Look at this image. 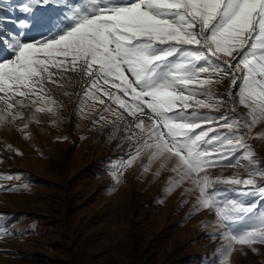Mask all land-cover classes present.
<instances>
[{
  "label": "snow or ice",
  "instance_id": "1",
  "mask_svg": "<svg viewBox=\"0 0 264 264\" xmlns=\"http://www.w3.org/2000/svg\"><path fill=\"white\" fill-rule=\"evenodd\" d=\"M33 3L50 0H27L18 7L29 15L15 20L0 8V124L23 120L25 107L54 112L48 85L87 78L84 101L103 106L101 120L113 115L109 123L122 125L130 146L121 169L146 160L144 171L156 165V176L169 173V193L183 187L195 196V211L216 218L220 264H229L237 245L259 255L264 168L252 167L260 162L247 140L264 123V0H69L28 40ZM221 81L225 95L217 96L211 87ZM225 100L230 112L200 111H216ZM238 106L247 110L243 117L235 115ZM241 159L247 178L209 172ZM217 184L234 186L224 191L244 199L223 195Z\"/></svg>",
  "mask_w": 264,
  "mask_h": 264
},
{
  "label": "rangeland",
  "instance_id": "2",
  "mask_svg": "<svg viewBox=\"0 0 264 264\" xmlns=\"http://www.w3.org/2000/svg\"><path fill=\"white\" fill-rule=\"evenodd\" d=\"M25 1H13L8 9H17V17L29 15L18 7ZM68 2L33 3L36 11L25 38H38L44 31L41 21ZM6 28L14 30V25ZM86 81L66 78L63 86L48 85L56 101L54 112L36 113L35 106L25 107L23 120L0 124V264H220L216 250L223 240L216 238L215 216L207 210L195 211V196L183 194V187L169 193L167 171L159 176L154 173L155 187L147 188L150 174L157 169L152 165L144 171L146 160L138 159L117 173L123 192L112 212L102 215L101 205L92 202L91 191L100 189L103 181L110 184L113 178L112 168L99 164L101 157L107 154L106 161L114 156L127 159L131 149L123 139L122 125L109 123L113 115L105 113L101 120L103 106L84 101ZM226 87L227 82L221 81L211 91L222 96ZM81 108L84 112L79 114ZM231 108V102L225 100L216 111L227 113ZM246 111L238 106L235 115L243 117ZM33 115L35 120L30 121ZM25 123L28 128L21 130ZM262 131L264 123L254 126L247 140L255 153L253 159L260 162L254 168H264V139L258 138ZM81 145H90V150L83 151ZM247 168L248 161L241 159L240 165L209 172L221 179L247 178ZM106 173L110 174L99 177L101 180L90 176ZM132 190L134 194L127 200ZM14 216L18 222L7 232L5 221ZM256 247L259 255L246 247L241 251L237 245L229 264H264V246Z\"/></svg>",
  "mask_w": 264,
  "mask_h": 264
},
{
  "label": "trees",
  "instance_id": "3",
  "mask_svg": "<svg viewBox=\"0 0 264 264\" xmlns=\"http://www.w3.org/2000/svg\"><path fill=\"white\" fill-rule=\"evenodd\" d=\"M13 1H16V0H2V3H0V8L3 9L2 11V15L4 16H12L13 17V20H15V18L17 17L16 15V10H13V7L10 6V8L8 9V4L11 5V3ZM27 2V0L25 1ZM24 2V3H25ZM12 12V13H10ZM22 12V11H20ZM23 16H20V18H23ZM30 30V29H29ZM27 30V32L29 31ZM79 114H81V112H84V108H81L79 110H77ZM202 112V111H201ZM210 113H208L209 115L211 116H214V114L216 113H220L221 111L217 112V111H214V113L212 111H209ZM72 116V115H71ZM73 124V122H71ZM222 132H226L227 129H221ZM95 139L96 138H93L90 142V144H92L91 148H96L97 146H93V143H95ZM82 146V150L87 152L90 150V145H81ZM241 152V150H240ZM111 154V153H110ZM107 154L103 155L101 158L102 160L99 161V164H105V165H108L109 167H111V175L113 176L112 178V181L110 184H107L106 182L103 181V186L99 189V188H94L92 191H91V194L90 196L93 198L92 202H96L98 205H101L100 206V210H102V215L103 214H107V213H110L112 212V210L117 207L119 205V201H120V195H122V187H121V179L117 176V173L121 170V165L125 162V157H120V156H114L111 160H108L106 161L104 158H106ZM111 162V163H110ZM155 172H152L150 174V178L146 184L147 188L149 187H155L154 185V178H155V175H154ZM110 173H106V174H102L101 176H99L98 174H92L90 176L92 177H95L99 180H101L99 177H104V176H108ZM133 180L136 179L135 177L132 178ZM232 186H226V187H223V186H220V185H216L215 186V189L217 190H221L222 194L223 195H226L228 196L229 198H235V199H244V197L240 196L238 192H233V191H224L226 189H231ZM132 194L133 193V190L130 191V193L128 194L127 196V200H129V198L131 199L132 197ZM258 199V198H257ZM105 201H108L107 204H102L104 203ZM112 202V203H111ZM109 203H111V205H109ZM15 221L18 222V217H10L8 218V221H5V226L8 227V231L7 232H11L12 229H13V226H14V223ZM104 223H106L104 221ZM127 232V229L124 228V233Z\"/></svg>",
  "mask_w": 264,
  "mask_h": 264
}]
</instances>
